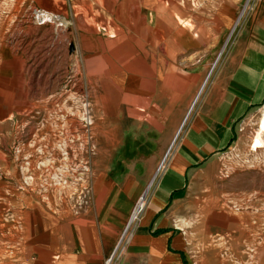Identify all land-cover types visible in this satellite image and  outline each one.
<instances>
[{
    "label": "rangeland",
    "instance_id": "rangeland-1",
    "mask_svg": "<svg viewBox=\"0 0 264 264\" xmlns=\"http://www.w3.org/2000/svg\"><path fill=\"white\" fill-rule=\"evenodd\" d=\"M222 1L235 3L232 20L211 29ZM251 3L0 0V264L14 258L28 210H78L107 175L155 161L128 219L141 196L142 215ZM263 106L174 206L188 264H264Z\"/></svg>",
    "mask_w": 264,
    "mask_h": 264
},
{
    "label": "crops",
    "instance_id": "crops-1",
    "mask_svg": "<svg viewBox=\"0 0 264 264\" xmlns=\"http://www.w3.org/2000/svg\"><path fill=\"white\" fill-rule=\"evenodd\" d=\"M234 7L232 1L220 2L213 12L216 18L212 21L217 26L210 28L226 29ZM191 76L199 79L201 74L193 72ZM262 104L264 0H252L225 59L172 136L167 163L152 185L141 219L116 264H188L185 237L173 224L174 206L185 195L191 178L238 141L239 126ZM155 125L162 127L159 122ZM151 153V157H159ZM155 163L150 161L143 170L107 175L106 181L97 182L92 189L89 203L78 210H48L41 205L28 210L9 264H104Z\"/></svg>",
    "mask_w": 264,
    "mask_h": 264
},
{
    "label": "built area",
    "instance_id": "built-area-1",
    "mask_svg": "<svg viewBox=\"0 0 264 264\" xmlns=\"http://www.w3.org/2000/svg\"><path fill=\"white\" fill-rule=\"evenodd\" d=\"M143 205H144V197L141 196V198L135 204L127 223L120 232L113 251L107 257L104 264H116V262L120 259L124 251V248L129 243L134 228L136 227L140 219ZM13 264H24V263L15 262Z\"/></svg>",
    "mask_w": 264,
    "mask_h": 264
},
{
    "label": "bare ground",
    "instance_id": "bare-ground-1",
    "mask_svg": "<svg viewBox=\"0 0 264 264\" xmlns=\"http://www.w3.org/2000/svg\"><path fill=\"white\" fill-rule=\"evenodd\" d=\"M42 18H43L44 20H46V19H49L50 16H49L48 14H43V15H42Z\"/></svg>",
    "mask_w": 264,
    "mask_h": 264
}]
</instances>
